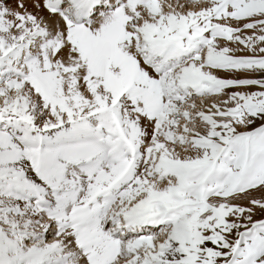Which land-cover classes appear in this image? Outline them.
Masks as SVG:
<instances>
[{"label":"snow or ice","instance_id":"obj_1","mask_svg":"<svg viewBox=\"0 0 264 264\" xmlns=\"http://www.w3.org/2000/svg\"><path fill=\"white\" fill-rule=\"evenodd\" d=\"M0 264H264V0H0Z\"/></svg>","mask_w":264,"mask_h":264},{"label":"rangeland","instance_id":"obj_2","mask_svg":"<svg viewBox=\"0 0 264 264\" xmlns=\"http://www.w3.org/2000/svg\"><path fill=\"white\" fill-rule=\"evenodd\" d=\"M241 203H246V201H241Z\"/></svg>","mask_w":264,"mask_h":264}]
</instances>
